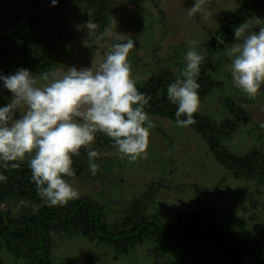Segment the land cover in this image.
Listing matches in <instances>:
<instances>
[{"label": "rangeland", "instance_id": "rangeland-1", "mask_svg": "<svg viewBox=\"0 0 264 264\" xmlns=\"http://www.w3.org/2000/svg\"><path fill=\"white\" fill-rule=\"evenodd\" d=\"M60 1L70 38L64 37L52 49L55 59L49 71H55L58 76L73 66L95 71L117 42L116 37L127 35L134 41L128 55L131 77L139 87L159 75H166L173 82L184 66L189 41H196L191 46L204 56L224 18L248 0H207L208 15L192 18L187 17V9L192 7L193 0H111L109 24L103 31L87 5ZM260 1L263 4L243 23L264 25V0ZM5 2L0 0V16ZM89 19L97 25L91 36L84 28ZM252 30L258 31L259 26H253ZM225 52L224 47L210 59L206 72L216 87L200 100L196 114L209 118L215 126H237L221 139L227 154L246 159L258 152L264 157V127H261L264 87L255 99L236 89L230 76V58ZM18 69L0 64L3 75ZM32 75L37 78V86L46 83L40 74ZM11 98L12 94L0 81V106L9 103ZM228 102L241 110L242 121L231 114L233 109ZM19 111L15 112V118L20 117ZM148 117L154 126L150 129L146 155L135 162L121 158L115 149H100L97 133L92 147L100 154L96 159L98 171L95 176L91 175L87 154L83 153L82 175L65 179L79 193L78 199L68 203L80 199L93 201L112 234L118 233L133 218L158 219L172 226L185 216H205L230 240L264 246V180L238 177L218 161L208 141L196 129L178 127L174 120L160 115ZM26 166L27 158L19 167ZM45 206L44 202L21 197H0V214L8 224L10 220L20 222L37 216ZM15 228L22 230L23 225ZM22 236L21 242L14 244L0 239V264L36 263L34 237L31 233ZM117 245L90 241L76 234L54 238L50 244V264H224V251L214 239L191 249L180 248L176 253L162 250L152 237L144 238L135 247Z\"/></svg>", "mask_w": 264, "mask_h": 264}, {"label": "clouds", "instance_id": "clouds-1", "mask_svg": "<svg viewBox=\"0 0 264 264\" xmlns=\"http://www.w3.org/2000/svg\"><path fill=\"white\" fill-rule=\"evenodd\" d=\"M57 2L51 0V5ZM206 4L207 0H193L187 17H206ZM253 26H259V30L253 31ZM84 28L91 36L97 25L89 19ZM233 34V43L226 44L219 35L217 43L225 45L230 58L233 86L255 99L264 87V25L242 23ZM116 40L95 71L74 66L62 76L45 71L40 74L46 81L43 86H37V78L25 68L0 74L3 88L12 94L10 102L0 106V168L15 170L27 158L30 181L48 207H62L79 198L64 177L75 174L72 158L79 156L81 148L86 150L89 172L96 175L100 154L92 144L97 133L109 138L121 158L130 163L146 155L154 125L144 109L151 97L139 92L131 77L128 55L134 48L133 39L118 35ZM195 44L189 41L184 66L166 89L167 99L176 105L178 127L195 123L193 114L200 106L197 80L204 56L191 46ZM21 108L24 110L19 111ZM17 111L19 118H15ZM6 179L0 174V182Z\"/></svg>", "mask_w": 264, "mask_h": 264}, {"label": "trees", "instance_id": "trees-1", "mask_svg": "<svg viewBox=\"0 0 264 264\" xmlns=\"http://www.w3.org/2000/svg\"><path fill=\"white\" fill-rule=\"evenodd\" d=\"M72 1L84 3L93 11L94 20L101 25V31L107 27L111 0ZM262 4L260 0H248L224 18L212 38L210 50L204 54V60L200 65L201 72L197 80L200 85L198 89L200 100L216 87V83L206 72L210 66V59L225 47L217 43L216 36L219 35L226 44L233 43L234 28L253 16L258 6ZM61 5L60 0L55 6L51 5V0H6L0 16V64L6 67L14 65L25 68L33 74L49 71L55 59L52 49L56 48L64 37L70 38L66 29V15L61 10ZM170 83L166 75H159L137 87L139 92L151 97L144 109L148 116L160 115L176 120V105L167 99L166 89ZM227 105L233 109L230 112L235 114L239 121L244 119L239 108H234V104L229 102ZM193 115L195 123L189 126L203 135L221 164L233 170L240 178L264 180V157L260 153L256 152L246 159H239L224 150L221 139L235 131L237 127L235 124L219 127L213 125L209 118L196 113ZM97 143L100 149L114 150L110 139L103 134L99 133ZM85 152L86 150L81 148L79 156L72 158L74 177H79L83 173L80 162ZM19 168L22 167L7 171L0 168V174L7 177L6 181L0 182V197L5 199L21 197L43 202L36 194L34 183L30 181L28 167ZM9 223L0 214V239H7V243L14 244L17 241L20 243L23 234L31 233L36 244L35 264H50L51 241L69 234L86 237L90 241L123 244L125 247L129 245L135 247L141 244L144 238L152 237L160 244L162 250L171 253H176L180 248L191 249L200 242L214 239L218 248L224 251V264H264V246L230 240L212 219L205 216H185L179 219L177 225L172 226H166L158 219L133 218L129 219L118 233L112 234L102 222L100 208L89 199H80L62 207L45 206L37 216L20 222L10 220ZM18 225H23L22 230L13 229Z\"/></svg>", "mask_w": 264, "mask_h": 264}]
</instances>
